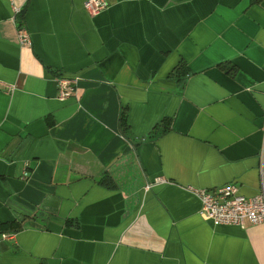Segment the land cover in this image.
<instances>
[{
    "label": "crops",
    "instance_id": "crops-1",
    "mask_svg": "<svg viewBox=\"0 0 264 264\" xmlns=\"http://www.w3.org/2000/svg\"><path fill=\"white\" fill-rule=\"evenodd\" d=\"M83 1L0 0V264H264V225L192 191L264 184V0Z\"/></svg>",
    "mask_w": 264,
    "mask_h": 264
},
{
    "label": "built area",
    "instance_id": "built-area-1",
    "mask_svg": "<svg viewBox=\"0 0 264 264\" xmlns=\"http://www.w3.org/2000/svg\"><path fill=\"white\" fill-rule=\"evenodd\" d=\"M83 9L95 16L107 7V0H84ZM19 9H15L18 13ZM21 44H29V35L24 27L18 29ZM58 96L61 99L73 95L76 76H57ZM146 188H151L148 183ZM193 193L200 201L201 216L214 225L243 226L246 224L264 225V184L261 182L259 191L252 196H244L235 183H226L213 189L193 188ZM8 234H1L6 237Z\"/></svg>",
    "mask_w": 264,
    "mask_h": 264
},
{
    "label": "trees",
    "instance_id": "trees-1",
    "mask_svg": "<svg viewBox=\"0 0 264 264\" xmlns=\"http://www.w3.org/2000/svg\"><path fill=\"white\" fill-rule=\"evenodd\" d=\"M251 2L257 3L259 2V0H251ZM188 71L189 70L187 68V64L181 61L171 70L169 76L175 78L177 81H181V79H183L188 74ZM169 124V119L164 118L161 123L153 127L151 132L148 134V137H155L158 134L166 132L169 129ZM119 130L126 138H132V134L127 121V111L125 107L121 108L119 116ZM98 183L106 187H114L112 176L107 172H104L100 175V177L98 178ZM22 227V222L16 219L10 221H0V235L3 233H17L22 230Z\"/></svg>",
    "mask_w": 264,
    "mask_h": 264
}]
</instances>
